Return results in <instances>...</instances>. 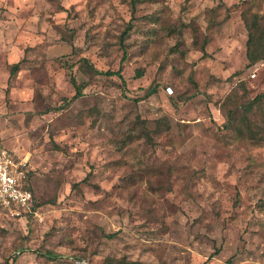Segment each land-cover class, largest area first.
Segmentation results:
<instances>
[{
    "label": "rangeland",
    "instance_id": "1",
    "mask_svg": "<svg viewBox=\"0 0 264 264\" xmlns=\"http://www.w3.org/2000/svg\"><path fill=\"white\" fill-rule=\"evenodd\" d=\"M245 13L264 0H0V143L35 196L0 264H264Z\"/></svg>",
    "mask_w": 264,
    "mask_h": 264
},
{
    "label": "built area",
    "instance_id": "2",
    "mask_svg": "<svg viewBox=\"0 0 264 264\" xmlns=\"http://www.w3.org/2000/svg\"><path fill=\"white\" fill-rule=\"evenodd\" d=\"M27 164L26 158L20 159L0 143V217L32 210L34 194L27 188Z\"/></svg>",
    "mask_w": 264,
    "mask_h": 264
},
{
    "label": "trees",
    "instance_id": "3",
    "mask_svg": "<svg viewBox=\"0 0 264 264\" xmlns=\"http://www.w3.org/2000/svg\"><path fill=\"white\" fill-rule=\"evenodd\" d=\"M244 20L248 29L246 56L248 59V65H253L256 62H258L260 59L264 58V25H262L259 22L258 16L255 14L250 15L248 13H245ZM130 29H131V24L128 25L127 29L121 36L122 44H124L125 35L129 32ZM18 65L19 63H15L13 65L11 71L12 74L15 73V71L18 68ZM106 74L117 75L118 77L122 78V80L124 81L120 70L107 71ZM72 82L77 89V93L75 96H79L81 94V85L77 84L74 78L72 79ZM263 101H264V91L258 94L255 98L248 100L244 105L245 110L246 111L252 110L257 104ZM27 188L32 191L28 181H27ZM34 200H35V196H34ZM34 200H33V207H34ZM108 236H112V234H108ZM79 263L82 264V262Z\"/></svg>",
    "mask_w": 264,
    "mask_h": 264
},
{
    "label": "crops",
    "instance_id": "4",
    "mask_svg": "<svg viewBox=\"0 0 264 264\" xmlns=\"http://www.w3.org/2000/svg\"><path fill=\"white\" fill-rule=\"evenodd\" d=\"M10 150V149H9Z\"/></svg>",
    "mask_w": 264,
    "mask_h": 264
}]
</instances>
